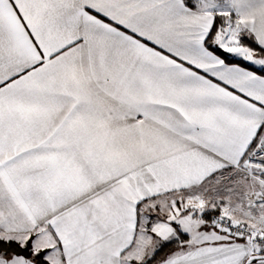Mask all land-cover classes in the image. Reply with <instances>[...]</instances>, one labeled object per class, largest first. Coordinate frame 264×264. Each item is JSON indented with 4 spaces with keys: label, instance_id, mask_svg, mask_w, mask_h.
<instances>
[{
    "label": "snow or ice",
    "instance_id": "6c2138e0",
    "mask_svg": "<svg viewBox=\"0 0 264 264\" xmlns=\"http://www.w3.org/2000/svg\"><path fill=\"white\" fill-rule=\"evenodd\" d=\"M0 264H264V0H0Z\"/></svg>",
    "mask_w": 264,
    "mask_h": 264
}]
</instances>
